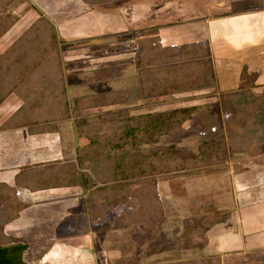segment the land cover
<instances>
[{"label": "crops", "instance_id": "0c3cea01", "mask_svg": "<svg viewBox=\"0 0 264 264\" xmlns=\"http://www.w3.org/2000/svg\"><path fill=\"white\" fill-rule=\"evenodd\" d=\"M7 1L5 3L0 1V4L4 3L5 12L19 16L1 39L14 34L15 41L43 13L64 40L63 44L66 47L62 44L61 48L68 49L65 51L66 60L63 68L70 102L95 94L90 92L72 98L68 92L69 88L74 91L80 85H102L105 81L121 82V79L128 80L131 83L130 87L137 86L140 92L138 97L141 98L144 94L142 73L144 68L152 63L149 59L153 51V48L143 51L142 41L153 38L155 42L161 44L166 40L165 36L169 37L170 33H176L178 36L179 31L189 26L190 29L201 27L204 39L202 36L196 39L197 42L194 38L188 43L204 44L211 54L212 82L209 84L211 88L208 87L206 90L210 92L214 90L215 96L236 93L241 87L244 69L250 81L256 84L257 91L264 89V0H240L242 2L238 11L219 17L209 16V13L200 14L202 10L199 12L195 9L194 19H190L191 22L183 25L175 24L174 27L170 25L173 28L165 23L168 20L165 18L167 12H163L164 17L161 13L167 5L164 4V0H146L144 14L140 11V3L137 0L96 2L13 0L11 3ZM152 6L157 7V10ZM26 9L28 10L25 14ZM105 12V17L110 21L114 18L112 22L120 23L121 20L126 30L105 33L102 30L105 29L106 24L105 17L104 19L102 17ZM202 16L204 17L202 21L195 20ZM26 19L31 20L32 24H28ZM189 28L188 30L193 33L194 29ZM125 32H132L130 38L125 36V39L119 38L109 43L102 39L103 42L92 44L94 39L110 35L118 36ZM128 43L131 47L126 49ZM106 46L114 47L117 51L101 56L99 52ZM8 47L9 45L5 46L0 53ZM76 51L84 54L74 57L68 55L69 52L76 53ZM145 54L151 57L144 60ZM115 91L123 92L128 97L127 90L118 88ZM107 92L109 91L104 93ZM75 118L77 114L73 113L68 119L55 123V129L49 132L34 133L35 131L32 130L30 133L27 128L0 131V183L15 190L17 199L24 205L17 218L8 221L3 227L5 235L11 238V243L16 246L0 250V264H12L13 255L18 256L20 262L26 264L22 260L21 253L22 248L27 246H29L28 254L33 260L31 264L33 262L34 264H127L128 261L138 260L149 263L147 261H150V256L164 259V262L167 261L165 263L170 262L168 258L170 249L166 247L169 244V225H102L103 219L93 218L89 206L90 190H85L82 185L42 186L40 180L37 181L40 173H43L48 182L55 180L52 177V170L55 167L65 168L63 165L68 166L76 161L77 150L86 141L76 135ZM67 120L73 123L70 127V133L72 131L70 141L74 143H71L70 156L66 154L69 147H66L65 141L61 139L62 133L58 127V123ZM238 163L242 164H237L242 169L235 172L237 175H234L230 167L226 171H217V174L214 173L211 177L207 175L208 177H199L194 181L199 186L204 182L212 183L216 190H210L209 194L207 192L199 194L196 191V197L192 196L193 212L202 214L204 212L202 210L205 209H202L201 204L204 203V198L209 197L213 199L212 204L215 206L212 208L222 216L221 219L209 223L206 244L201 246L202 249L198 252L201 258L206 256L222 258L226 255L264 249V152L247 160H239ZM208 171L214 172L215 169L211 168ZM261 194L262 196H259ZM178 197H176L177 201H179ZM81 210L86 214L82 215ZM205 211L209 213L208 209ZM87 218L88 225L85 222ZM170 226L175 227V225ZM176 226L179 231H183L184 225ZM162 231L166 235H162ZM125 235L128 236L125 238ZM179 254L184 256V253H178L177 257ZM182 259L184 258L179 260Z\"/></svg>", "mask_w": 264, "mask_h": 264}, {"label": "rangeland", "instance_id": "374dc122", "mask_svg": "<svg viewBox=\"0 0 264 264\" xmlns=\"http://www.w3.org/2000/svg\"><path fill=\"white\" fill-rule=\"evenodd\" d=\"M145 1L146 0H137V2L140 3H138L140 5L139 8L143 14L145 12ZM237 1H239L238 5ZM242 1L164 0V4L167 3V5L166 9H164L161 13L164 17L163 12H167L165 18H168V20L165 23H168V26L172 25L174 27L175 24L183 25L184 23L191 22L190 19H194L193 15L195 12H200V10H202L200 14L209 13V16L212 17H219L234 13L235 11L239 10ZM245 4L246 3L244 2V5ZM152 7H154V10H157V7ZM26 8H28L27 5ZM31 8L34 7L31 6ZM27 10L28 9H26L24 12L25 14ZM37 12L39 13V11ZM103 15L104 16L102 17L104 19L106 12ZM203 18L204 17L202 16L195 18V20L202 21ZM112 19L114 20V18ZM112 19L110 21L107 17H105V29H102L105 31V33H115L126 30V27L124 23L121 22V20L120 23H114L112 22ZM26 22H29L28 24H32V21L29 19H26ZM172 26H170V28H173ZM189 27L179 31L178 36L176 33H170L169 37L165 36L166 40H163V43L161 44L155 42V39L153 38L142 41L143 51L145 49H147V51L152 50V48L153 51L151 53L152 57L148 54H145L144 60H148L151 57L149 60H152V63L149 64V67L146 66L142 73V88L144 94L141 95V98L138 97L140 92L138 91L137 86L132 85V87H130L131 83L128 82V80L123 79H121V82H118V80L105 81L102 83V85H80L74 91L72 88L68 89V92L72 98L83 96L90 92H93L94 94H102L106 91L117 92L115 90H118V88L127 90L129 92V94L127 93L128 97L124 95L123 92L116 93L117 95L113 100L114 102L105 104L103 106L84 108L82 111L83 114H80L82 112L79 111L74 112L77 114V118L74 119V121L77 122V125L96 121L98 119H102V122L105 123L111 122L118 118L117 116H119V118H123L125 116L124 111L128 114V116L124 118H129L136 116L139 117V115L148 113L154 114L157 112H171L175 109L181 108L191 109L192 113H190V116H188L189 119H186L183 123L179 122L173 130H166V133L161 134L155 142L142 143L140 146L144 153H151L153 151V153H155V151H158L160 147L167 145H171L172 147L176 148L175 150L180 152V154L176 155L178 160L175 161V164L183 167L180 170L160 171L159 174L156 173L154 175H144L140 178L131 180L132 183H140L143 181H148L152 178L155 181V184H153V181H150L147 182V186L150 185L151 187L155 188L161 205L159 207H157L158 204L153 205V207L150 208L145 205L142 206L140 209L148 212H146L143 220L142 217H135L134 224L132 218L130 220L128 219L129 214L124 220L121 218L120 212L123 211L122 209H120V211L114 209V211L111 210L106 212V215L104 214L105 217H103V222H100L102 225H169V244L166 247H169L170 249V255L168 257L170 262L165 263L167 261L164 262V259H156L154 256H150V261H147L149 263L140 262V260H138L128 261L127 264H190L194 261H197L199 264H217V262L213 261V259L217 256H206L204 258L199 257L198 252L201 251L199 249H202L201 246H203L206 241L207 225H201L200 229H198V226L202 220H207V222H209L208 218L212 217L216 221L221 219L222 216L219 215L220 212H217L216 209L212 208L214 206L212 204L213 199H209L208 196H205L208 198H204V203L201 204V207L205 210L208 209L209 213L214 215H209V213L205 210H202L204 211L202 214H200L201 212L194 213L192 210L194 203L192 196L196 197V191L199 194H203L205 192L208 193L210 190H216V187H214V184L212 183L208 184L205 182L200 185V187L198 183L196 182L195 184L194 181L196 178L207 175L211 177L214 173L217 174V171H226L228 170L227 168L230 167L234 171V175H237L235 172L242 169L240 168L241 166H238L237 164H243V162L242 164L238 163L239 160H247L249 157L254 156V154L264 149V135H260L253 128H251L256 124V117H254L255 121H252V125H247L250 112L247 111L248 108L246 106V104L251 102L257 103L256 97L258 96H262L264 98V89L258 92L255 83L245 81L243 83V89L237 94H231L230 97H224L222 95L219 96V94L215 96L213 95L215 92L214 90L212 92L206 90L208 87L211 88L209 84L212 82L210 78V69L212 67L211 54L210 51H207V47L204 44L188 43V41L190 42L194 38L195 42H197L196 39L202 37L204 34L201 30V27L193 28L196 31L191 28L193 33L188 30ZM131 34L132 32H125L119 34L118 36L110 35L101 39H94L92 44L96 45L99 42L101 43L103 42L102 39L109 43V41L119 38L125 39V36L126 38H130ZM14 39V34L0 39V51L3 50L5 46H10ZM151 40L153 42L150 43ZM182 42L183 44H181ZM75 45H80V43H75ZM122 45H124V43ZM63 47H66V45L63 44ZM129 47L131 46L128 43L125 48L128 49ZM66 50L68 49L60 48V56L62 61L66 60ZM113 51H117V49H114V47L111 46H106L104 47V50L102 49V51L99 53H101V56L102 54L105 56L108 53L111 54ZM79 54L82 56L84 52L76 51V53H68V55H72V57L78 56ZM169 67L171 69L168 72L167 69ZM154 85H156V88ZM144 86L149 87L144 89ZM151 86L155 91H157L160 87H163L164 89L171 87L172 92H166L164 95H155L154 92H150L153 90L150 88ZM19 101L22 103L19 97L16 95H11V97L6 99L3 103H0V124L4 119L9 118L16 111ZM20 102L19 104L21 105ZM256 105L258 107L256 109V113L258 114V110L264 115V100H258ZM108 114H110L109 119L106 118ZM184 115L185 114H182L181 116ZM205 122H208V125ZM230 123H234L236 125V130L240 136L243 135L247 138V142L244 144V146H249H243V148H245L244 150L238 149L241 148L240 144H237V146L233 148L231 139L234 140V138L231 136L230 139L228 132V125ZM241 123H244L245 126ZM58 124V127L62 133L60 137L61 139L63 138V141H65V146L69 147L66 150V154L70 156L71 143H74V141H70V135L72 133V131L70 133V127L73 125V123L67 120ZM236 137L237 136H235V138ZM80 139L83 140V138ZM199 154H201L204 159L202 162H200V164L206 163V166L196 165L195 158H198ZM215 154L217 157H215ZM186 159L188 162L185 166V162L187 161ZM215 159L219 161L217 162ZM209 162H213V164L207 166V163ZM232 165H234V167ZM209 168H213L215 171L209 172ZM38 179L42 181L45 178L37 177V180ZM208 180L211 182L210 178H208ZM139 186V184L133 185L131 189L137 190L139 188L140 194L142 193L144 195V189H140L141 186ZM118 192L119 190L115 189L111 196L115 197ZM90 194L91 191L89 195ZM140 194L133 193V195L131 194V196L128 197H122V195H120L122 197L121 200L124 201V203H127L128 205L130 204L132 206H138L137 203L139 202L138 197ZM259 196H262V194ZM176 197L179 198V201H177ZM146 200L150 205V199L148 198ZM144 211L141 212L140 210V213L145 214ZM73 212H75V210ZM81 213L82 215L86 214L85 211L82 212V210ZM83 217L85 218V216ZM97 220H95V222ZM85 222H87L86 225H88V218L85 220ZM170 225H175V227ZM176 225H184V233L181 230L179 231ZM177 231L178 233H176ZM162 235H166L165 232L162 231ZM127 236L128 235H125V238ZM24 246H26V244ZM28 250L29 246L22 248V260L26 264H31L33 260L32 257L29 256ZM173 251L178 252L174 253ZM178 253H184V256H180L179 254V257H177ZM195 253L197 254L195 255ZM9 256L11 259L12 253ZM261 257L264 258V249L249 251L242 254L226 255L222 257L223 259L221 258V263L264 264V259L261 260ZM180 258L184 259L179 260ZM19 259L20 258L18 256L13 255L12 264H21L22 262H20Z\"/></svg>", "mask_w": 264, "mask_h": 264}, {"label": "trees", "instance_id": "16d2710c", "mask_svg": "<svg viewBox=\"0 0 264 264\" xmlns=\"http://www.w3.org/2000/svg\"><path fill=\"white\" fill-rule=\"evenodd\" d=\"M0 1L6 2V0ZM7 2L11 3L13 0ZM4 3L0 4V39L12 28L19 16L10 12L6 13L5 8L3 9ZM63 43L64 40L58 35L54 24L41 13V16L21 36L0 53V103H3L11 95L18 96L22 101L20 107L1 124L0 131L12 128H27L30 133L32 130L35 131L34 133L53 131L56 127L55 123L68 119L75 111L114 102L118 91L95 94L70 102L65 85L64 61L60 56V48ZM170 69L169 67L167 71L169 72ZM245 81L248 82L250 79L244 69L241 87L236 94L243 89ZM148 87L144 86V89ZM154 87L156 88V85ZM150 88L153 89L150 92H154L155 95L172 92L171 87L165 89L160 87L157 91L152 86ZM230 95L223 94L224 97H230ZM256 98L257 103L258 100H264L262 96ZM257 103L246 104L247 111L250 112L247 125H252V121H255L254 117H256V124L251 128L260 135H264V115L258 110V114L256 113ZM190 113H192L191 109L181 108L171 112L148 113L139 115V117L124 118L128 116L124 111L123 118L117 116L118 118L111 122L105 123L102 122V119H98L79 124L75 128L76 135L83 138L86 143L77 150L76 161L71 162L68 166L63 165L65 168L55 167L52 170V177L55 180L48 182L45 177L44 180L39 181L38 179L37 181L42 186L82 185L85 190L91 191L89 206L94 219L96 217L103 219L106 212L122 209L121 218L124 220L129 214L128 219L132 218L134 224L135 217H142L143 220L148 212L140 209L142 206L150 208L157 204L159 207L161 204L155 188L147 186V182L150 181L155 184L152 178L140 183H132L131 180L144 175L159 174L160 171L183 168L175 164V161L178 160L176 155L180 152L171 145L160 147L155 153H153L154 151L144 153L140 147L141 144L155 142L161 134L166 133V130H173L179 122L183 123L189 119ZM182 114L185 115L181 116ZM109 115H107V119L110 118ZM241 124L245 126L244 123ZM228 132L230 139L231 136L234 138V140L231 139L233 148L240 144L241 148L238 149L244 150L243 146L247 142V138L239 135L234 123L228 125ZM235 136L237 137L235 138ZM261 151L254 156L262 154L264 149ZM215 157H217L216 154ZM203 160L202 155L199 154V157L195 158L196 165L206 166V163L200 164ZM187 162L188 160L185 162V166ZM211 164L213 162L207 163V166ZM38 175L44 178L43 173ZM136 184L141 186L140 189H144L145 196L140 194L139 188L131 189ZM115 189H118L119 192L115 197H112ZM133 193L140 194L138 206L128 205L121 200L122 197L131 196ZM148 198L150 205L146 200ZM23 206L17 199L16 191L0 183V250L16 246L11 243V238L5 235L3 227L8 221L17 218L19 211L24 209ZM140 210L145 214H141ZM208 219L209 222L207 220L200 222L201 225H207L206 231L209 223L215 221L212 217ZM201 225L198 226V229ZM213 261L222 264L219 256L215 257ZM190 264L199 263L194 261Z\"/></svg>", "mask_w": 264, "mask_h": 264}]
</instances>
